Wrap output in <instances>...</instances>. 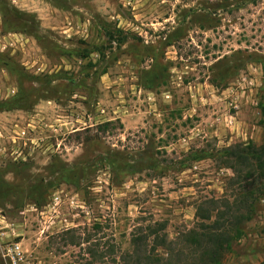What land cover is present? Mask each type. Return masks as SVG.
Instances as JSON below:
<instances>
[{"label":"rangeland","instance_id":"obj_1","mask_svg":"<svg viewBox=\"0 0 264 264\" xmlns=\"http://www.w3.org/2000/svg\"><path fill=\"white\" fill-rule=\"evenodd\" d=\"M249 141L264 0H0V264L13 242L34 264H135L154 228L189 252L197 205L234 199L219 151ZM242 228L222 264H264V198Z\"/></svg>","mask_w":264,"mask_h":264},{"label":"trees","instance_id":"obj_2","mask_svg":"<svg viewBox=\"0 0 264 264\" xmlns=\"http://www.w3.org/2000/svg\"><path fill=\"white\" fill-rule=\"evenodd\" d=\"M116 123L123 127L121 120L116 119L99 124L97 129L106 132ZM220 152L223 166L233 172L227 188L232 189L234 199H207L197 205L200 228H191L183 234L189 252L174 246L173 241L166 234L159 235L156 228L143 239L135 238L133 241L142 239V247L129 254L135 264H168V261L173 264H222L233 242L241 238L243 222L254 217L259 202L264 198V141L261 144L240 142L223 147ZM149 235H155L156 242L151 250L147 249ZM162 247L164 251L157 253L156 250Z\"/></svg>","mask_w":264,"mask_h":264},{"label":"built area","instance_id":"obj_3","mask_svg":"<svg viewBox=\"0 0 264 264\" xmlns=\"http://www.w3.org/2000/svg\"><path fill=\"white\" fill-rule=\"evenodd\" d=\"M6 250L10 264H34L27 261L20 242H13Z\"/></svg>","mask_w":264,"mask_h":264}]
</instances>
